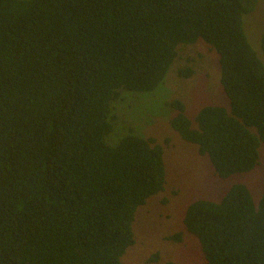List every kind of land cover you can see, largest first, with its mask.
Segmentation results:
<instances>
[{"label":"trees","instance_id":"1","mask_svg":"<svg viewBox=\"0 0 264 264\" xmlns=\"http://www.w3.org/2000/svg\"><path fill=\"white\" fill-rule=\"evenodd\" d=\"M254 1L0 0V264H122L137 209L166 179L154 139L106 144L113 108L123 92L154 91L180 44L214 50L228 108L191 121L171 101V128L220 180L255 169L264 65L243 28ZM182 223L203 264H264V192L255 203L231 185Z\"/></svg>","mask_w":264,"mask_h":264},{"label":"rangeland","instance_id":"2","mask_svg":"<svg viewBox=\"0 0 264 264\" xmlns=\"http://www.w3.org/2000/svg\"><path fill=\"white\" fill-rule=\"evenodd\" d=\"M243 28L264 65L260 46L264 0L253 2L243 17ZM180 70H190L191 74L180 76ZM174 100L185 105V114L191 121L202 107L228 108L219 83L218 57L202 41L179 45L176 59L154 91L123 92L122 100L114 105L115 125L106 144L116 145L128 134L154 139L163 149L166 179L164 190L137 209L132 226L135 242L126 250L122 264H203L198 241L185 231L182 223L187 206L199 199L219 201L234 184L246 186L255 203L264 192V144L259 147V163L252 172L220 180L209 160L198 155L196 147L183 141L171 128L175 112L167 104ZM176 234H181V240L169 239Z\"/></svg>","mask_w":264,"mask_h":264}]
</instances>
